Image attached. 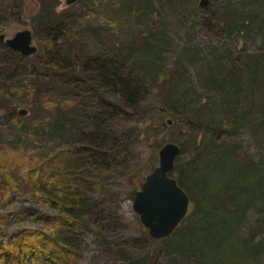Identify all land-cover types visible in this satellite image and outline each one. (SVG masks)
I'll return each instance as SVG.
<instances>
[{
  "label": "rangeland",
  "instance_id": "374dc122",
  "mask_svg": "<svg viewBox=\"0 0 264 264\" xmlns=\"http://www.w3.org/2000/svg\"><path fill=\"white\" fill-rule=\"evenodd\" d=\"M86 1L74 0L67 4L66 0H57L55 19H59L53 23L55 19L38 13V0H0V7L7 6L12 11V15L0 17V34L9 38L18 30L29 29L37 47L33 55L23 56L10 52L5 43L0 42V152L16 140L22 146L41 144L40 148L53 151L56 157L66 152L74 158L78 155L73 149L75 142L90 140L99 134L103 126V121L99 120L102 103H114L112 98L96 91L99 80L93 68L88 74L80 70L77 74L78 78L88 79L87 88L75 90L72 80L64 89L55 88L56 79L51 80L46 73L55 54L45 43L54 31L67 27L71 43L76 41L92 55L100 51L118 61L127 57V44H135L136 49L146 37L163 43L175 53L176 59L150 55L161 59L156 67L162 65L165 70L180 71L181 78L173 77L169 83L182 89L184 96L180 99L185 98L190 107L185 110V106L174 101L177 100L174 96L148 90L137 108H122L118 116L110 117L111 136L103 150L107 165L88 172L92 182L88 192L90 210L80 222V233L73 244L74 264H147L157 244L133 212L130 196L140 189L144 176L157 164L158 150L166 142L177 143L185 149L186 155L181 156L179 163L193 156L196 148L200 150L202 162L214 160L217 153L203 147L207 141L202 137L205 130L192 136L184 128L180 113L183 110L185 117L192 113L205 116L219 113L218 97L212 90L217 78L213 75L216 77L222 68L230 69L233 64L241 65L247 55L264 49V35L258 30L260 27L264 31V0H208L204 6H199V0L196 5L180 2L170 10L159 7L141 20L131 17L128 11L106 8L104 2L99 11L89 8ZM134 51L130 50L129 54ZM132 58L128 64L136 60L141 69H149L143 56ZM69 66L68 60H64L61 68ZM27 81L32 92L25 90ZM82 95L87 97L82 98ZM43 97L51 102L50 106L42 104ZM65 98H70V102ZM149 121L157 126L151 127ZM40 123L49 125L41 133L37 130ZM59 124L64 126L57 128ZM204 124L207 132L213 131L214 126ZM19 131L24 134L30 131L36 137L28 138ZM235 139L243 149L240 155L246 151L260 156V142L248 127L238 130ZM102 140L101 136L99 142ZM23 150L17 148L10 155L15 157L12 163L16 171L23 163L30 168L28 163L34 153L30 151L34 149ZM113 157L119 162L115 164ZM0 166L6 167V162L1 161ZM2 168L0 182L4 181ZM27 191L26 188L21 192L12 191L11 205L0 202V245L19 232L37 228L58 215L26 194ZM263 211L257 208L250 212L248 222L241 225L240 236L247 237ZM170 242L160 244L156 264H193L192 258H182L181 245ZM218 260L222 264L233 262L232 255L225 252ZM257 264H264V260Z\"/></svg>",
  "mask_w": 264,
  "mask_h": 264
},
{
  "label": "trees",
  "instance_id": "16d2710c",
  "mask_svg": "<svg viewBox=\"0 0 264 264\" xmlns=\"http://www.w3.org/2000/svg\"><path fill=\"white\" fill-rule=\"evenodd\" d=\"M38 1L40 16L55 19L57 0ZM168 1L171 3H167ZM197 1L89 0L86 5L99 11L104 2L106 8L128 11L131 17L140 19L162 6L170 10L180 2L196 5ZM9 9L7 6L0 7V17L12 15ZM58 19L53 23L58 22ZM258 30L264 35L260 27ZM68 34L67 27L57 29L51 39L45 40L55 54L54 62L46 68L49 78L57 81L55 88L64 89L71 80L75 90L87 88L88 79L78 78L77 74L79 70L82 74H88L93 68L99 80L96 91L112 98L114 103H102L99 120L103 121V126L99 128V134L96 138L92 136L90 140L88 138L83 142H75L73 149L78 155L74 158L66 152L56 157L53 151L40 148L41 144L22 146L21 142L16 140L0 152V162H6V167L0 166L4 176V181L0 182V202L6 206L11 205L10 193L21 192L26 188V194L58 214L39 227L25 229L1 244L0 264H74L73 244L80 233V222L90 210L88 192L92 182L88 172L93 168L103 169L102 166L107 165L104 163L107 158L103 156L106 154L103 150L107 145L108 136H111L110 117L118 116V111L122 108H137L148 90L165 93L164 96H174L177 100H173L185 106V110L190 107L185 98L180 99V96H184L182 89L169 83L173 77L181 78L180 71L176 68L165 70L162 65L156 67L161 60L158 55L160 58L165 56L176 59L175 53L163 43L146 37L142 40L144 43L136 49L135 44H127V57L124 61H118V58L99 53L100 51L94 55L86 52L81 44L76 41L71 43ZM8 50L15 52L10 48ZM130 50L135 51L129 54ZM150 53L157 56L152 57ZM142 56L146 58L145 63L149 69H141L136 60L128 64L132 57ZM64 60L70 63L68 68H61ZM222 69L216 77L213 75L217 81L215 87H212L218 97L219 113L209 116L192 113L187 117L184 116L183 110L180 113L184 128L192 136H197L205 130L202 137L207 141L203 143V147H208L217 154L212 162H202L199 158L200 150L196 148L193 156L190 155L179 163L186 151L178 144L181 151L170 175L187 194L190 200L189 211L169 238L156 241L157 246L146 261L147 264H156L160 244L170 241L171 244L181 245L182 258H192L193 264H222L218 259L224 252L232 255L233 259V262L226 264H257L258 261L264 260V211L248 231L246 238L239 235L241 225L248 222L250 212L257 208L264 210V49L257 54L247 55L241 65L233 64L230 69ZM58 81L61 83L58 84ZM25 90H33L28 81L25 83ZM45 97L41 102L48 107L51 102L44 99ZM85 97L87 95H82V98ZM65 100L70 102V98ZM204 122L214 126L213 131L207 132ZM149 124L151 127L157 126L151 121ZM48 126L46 123H40L37 130L41 133V130H47ZM63 126L64 124H59L57 128ZM245 126L260 142L259 157L246 151H243L242 155L239 154L243 149L236 141L235 135ZM19 132L28 138L36 137V134L30 131H26V134ZM101 136L104 140L100 143ZM116 142L119 144L118 139ZM28 147L34 149L30 151L34 152L28 163L30 168L23 163L21 169L14 170L12 160L15 157L10 155L17 148L23 150ZM121 159L126 160L124 156H121ZM112 160L115 164L118 161L114 157ZM133 195L134 193L130 196L131 200Z\"/></svg>",
  "mask_w": 264,
  "mask_h": 264
},
{
  "label": "water",
  "instance_id": "95a60500",
  "mask_svg": "<svg viewBox=\"0 0 264 264\" xmlns=\"http://www.w3.org/2000/svg\"><path fill=\"white\" fill-rule=\"evenodd\" d=\"M73 1L66 0V3ZM207 2L199 0V6ZM0 42L23 56L33 55L37 51L29 29L18 30L9 38L0 34ZM180 151L177 143H164L158 150L157 164L144 176L140 189L133 195L132 210L155 241L169 238L189 211L190 200L187 194L170 175Z\"/></svg>",
  "mask_w": 264,
  "mask_h": 264
}]
</instances>
